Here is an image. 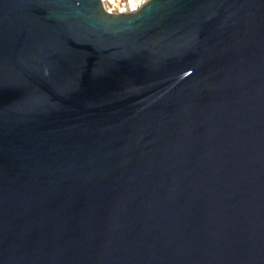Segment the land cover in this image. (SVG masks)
I'll use <instances>...</instances> for the list:
<instances>
[{
    "label": "water",
    "instance_id": "1",
    "mask_svg": "<svg viewBox=\"0 0 264 264\" xmlns=\"http://www.w3.org/2000/svg\"><path fill=\"white\" fill-rule=\"evenodd\" d=\"M0 264H264V0H0Z\"/></svg>",
    "mask_w": 264,
    "mask_h": 264
},
{
    "label": "built area",
    "instance_id": "2",
    "mask_svg": "<svg viewBox=\"0 0 264 264\" xmlns=\"http://www.w3.org/2000/svg\"><path fill=\"white\" fill-rule=\"evenodd\" d=\"M151 0H101L104 10L112 15L134 14Z\"/></svg>",
    "mask_w": 264,
    "mask_h": 264
}]
</instances>
